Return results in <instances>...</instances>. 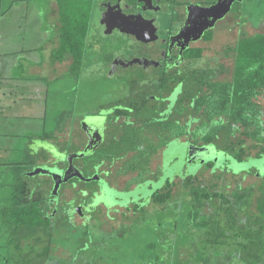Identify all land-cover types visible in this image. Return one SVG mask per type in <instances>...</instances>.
Returning a JSON list of instances; mask_svg holds the SVG:
<instances>
[{"label": "rangeland", "instance_id": "obj_1", "mask_svg": "<svg viewBox=\"0 0 264 264\" xmlns=\"http://www.w3.org/2000/svg\"><path fill=\"white\" fill-rule=\"evenodd\" d=\"M37 1H1L4 13L0 17V37L2 36L4 41L0 51L9 53L11 56L21 47L27 52L31 45L43 41L35 25L42 24L43 30L49 31L45 28V23L57 21L58 11L49 13L48 2ZM36 5L41 7L40 15L39 12H34L35 9L32 11ZM243 7L244 18L249 22L243 33L252 35L264 31V0H247L243 3ZM6 9H8L7 12ZM92 13L80 71L74 73L67 71L62 76L44 75L45 81L35 85L40 87L39 98H42L47 90V109L56 113L55 122L60 130L70 118L73 119L71 125L75 126L76 123L85 121L87 116L102 114L103 109L109 105L128 103L135 96L134 92L145 91L139 89L140 81L134 78L132 81L127 80L130 78L128 76L130 73L141 74L136 69L120 72L118 76L108 75L109 66L104 59L109 60L114 52L119 53L122 49L118 47L114 39L103 38L100 35L97 23L98 11L93 10ZM236 36L234 27L232 33L215 32L214 38L203 44L204 51L198 66L201 69L214 70L216 79L227 80L232 64L231 59L224 55V50L235 43ZM48 52L41 54L43 63L47 61ZM7 84L9 87L17 86L13 82L0 81V87H7ZM259 101L264 105V94L259 97ZM40 102L37 110L41 113L44 111V98L40 99ZM3 104L7 106L8 103L3 101ZM12 112L13 109L9 110L10 114ZM3 117L0 113V264H201L195 258L199 235L195 232L191 233L184 217L188 207V196L185 189L180 186V181L185 177H197L203 185L207 186L214 184L225 195L236 188L248 189L250 192L248 204L237 210L238 221L246 224L257 213L256 203L259 196L255 188L259 185L260 179L254 178L250 173L257 169L264 176V170L261 167L264 155L237 160L232 154L223 152L217 146L208 145L200 153L191 151L195 159L189 161L186 158L188 143L185 140H174L170 141L164 150L162 167L157 176L152 174L145 177L149 172L155 173L159 164L158 158L153 156L148 166V173H145L144 178L138 181L139 186L144 185V187L140 190L137 186L139 189L133 192H121H132L121 197L122 206L132 202L140 207L135 212L124 211V217L111 213L112 219H108L104 209H98L101 202L99 198H96L89 214L84 217L71 214V205L81 198L79 190L76 189L96 191L97 184L72 179L66 184L67 186L60 185L57 196H53L51 195L53 187L51 178L43 174L29 176L28 173L37 167L46 168V162L52 158L49 152L51 146H48L50 144L65 153L63 159L67 158L69 153L82 150L84 137L80 129L73 131L68 124L64 137H59L58 134L56 136L53 134L57 125L46 123L45 133L52 135V139L34 140L33 146H26L22 144L24 143L21 142L22 140L16 143L5 135L14 131H6L4 127H1L2 121L3 124L5 122ZM261 119L264 128V113ZM15 120L16 116L12 114V117L8 118V123L12 124ZM139 136L140 134L137 137L138 140ZM146 142L139 140V143L146 144L143 147L149 150L150 146ZM74 161L75 164L80 163V160ZM117 166L118 164H115L111 165L110 169H102L114 172ZM138 177L137 173L136 177L130 178L125 189ZM128 179L129 176H125L116 181L121 185ZM172 182L176 183V186L171 200L163 205L150 202L152 193ZM23 190L30 191L31 201L39 200L42 207L48 206L50 211L52 208L55 216L58 215L60 218L65 216L55 223L52 229L50 254L40 262L34 257L46 244V240L33 244L31 240L21 239L23 241L20 242V250L17 251L14 245L9 243L13 238L11 232L4 226V211L17 205L14 203L13 195L18 192L21 194ZM140 200L143 201L139 203ZM224 253L225 251L221 252L220 257H217L210 251L209 264H239L235 257L225 262ZM46 260L49 261L46 262Z\"/></svg>", "mask_w": 264, "mask_h": 264}, {"label": "trees", "instance_id": "obj_2", "mask_svg": "<svg viewBox=\"0 0 264 264\" xmlns=\"http://www.w3.org/2000/svg\"><path fill=\"white\" fill-rule=\"evenodd\" d=\"M93 5L92 0H57L58 46L51 58L54 62H69L68 69L72 73L81 69ZM202 53L200 49L193 57L200 58ZM224 55L232 63L227 80H218L210 70H202L196 79L184 82L182 102L170 114L168 141L185 140L196 147L215 145L237 160L263 156L261 115L264 105L259 97L264 94V31L242 34L224 50ZM122 140L110 146H99L93 155L81 161L90 167L100 163L111 166L117 157L134 152L135 157L120 162L118 174L136 172L139 177L131 184L138 183L148 173L150 155L161 144L152 145L148 150L138 139L132 143ZM84 172L89 175L86 168ZM175 186L174 182L167 183L151 195L150 202L156 205L168 202ZM180 186L188 196L184 215L187 227L191 233L199 235L198 250L195 251L198 262L209 264L210 251L217 257L225 251V262L235 257L239 264H264V178L255 188L259 196L257 213L246 224L238 221L237 210L248 204V189L236 188L225 195L216 185H203L197 177H185ZM3 215L4 226L13 237L9 243L17 251L23 240H31L33 244L46 240L34 257L39 262L50 254L55 223L65 218L55 216L52 211L46 212L40 202L10 208Z\"/></svg>", "mask_w": 264, "mask_h": 264}, {"label": "flooded vegetation", "instance_id": "obj_3", "mask_svg": "<svg viewBox=\"0 0 264 264\" xmlns=\"http://www.w3.org/2000/svg\"><path fill=\"white\" fill-rule=\"evenodd\" d=\"M92 1L93 10L99 14L97 23L100 35L103 38L114 39L122 49L119 53L114 52L109 60L104 59L109 66L108 75L118 76L120 72L136 69L141 74L130 73L127 80L132 81L134 78L140 81L139 89L145 90L134 92L135 96L126 104L109 105L103 109L102 114L90 115L96 117L103 126L102 143L99 146H110L122 139H127L130 143L136 142V136L139 134V140L147 141L149 146L161 144V147L150 155V158L156 156L159 160L155 173L149 172L145 175L146 178L152 174L157 176L162 167L164 150L170 143L168 141L170 114H173V109L182 102L184 82L196 79L202 70H210L214 74V70L201 69L198 66L203 53L197 59L193 55L200 49L204 51L203 44L211 41L215 32L232 33L234 27L236 39L244 34L243 30H246L249 24L243 15L245 13L243 3L247 0H232L229 9L223 14V8L230 0H98V3ZM216 5L219 6L218 9L208 11ZM209 36L210 39L207 40ZM80 122L78 129L84 137V149L89 137L80 126ZM90 122L84 123L87 132L91 131ZM135 155L134 152H129L117 157L115 164L118 166L114 172L102 169H110L109 165L100 166L98 175L116 191L135 190L139 182L130 184L127 189L125 187L130 178L136 177V172L130 174L129 179L121 185L116 181L126 176L118 174L120 162ZM90 204V197L81 196L71 205L70 213L84 217L92 211L91 207L85 211ZM76 208H79L78 212H74ZM100 208L104 209L108 219H112L111 213L124 217V211L135 212L139 209L132 202L125 206L114 204L112 208L100 204L98 209Z\"/></svg>", "mask_w": 264, "mask_h": 264}, {"label": "crops", "instance_id": "obj_4", "mask_svg": "<svg viewBox=\"0 0 264 264\" xmlns=\"http://www.w3.org/2000/svg\"><path fill=\"white\" fill-rule=\"evenodd\" d=\"M1 1L2 0H0V17L4 13L2 11ZM39 1L40 0H38L37 2ZM46 1L48 2L47 6L49 9V13L53 11H57V0H49V1L46 0ZM31 2H33V0H31ZM33 10L34 12H39V15L42 13L41 7H39V5H36V7L32 9V11ZM7 11L8 9H6V12ZM37 25L38 24H36L35 26L36 28H38V31L40 32L41 40H43L42 42L31 45L30 49L27 52H25L24 48L21 47L17 53L12 54L11 56L9 55V53L3 52L2 50L0 51V81L4 83L13 82L17 84V86L14 87L13 86L9 87V84H7V87L6 86L0 87V113L1 115L4 116L3 118L5 120L4 124L2 121L1 127H4L6 131L9 130L14 131V133L5 134L6 136H8L9 139H12L13 142L16 143H19V140H22L21 142H24L22 144H25L26 146H31V145L33 146L34 140L49 141L50 139H52L53 137L52 135L45 133L46 123H54L55 126L57 125V122H55V120H57V117H55L56 113L50 112L47 109V101H46L47 90L44 96L42 97L44 98L45 101L43 104L44 111L40 113L37 110L38 108L37 105L41 103L40 99L42 98H39L38 92L40 91L39 90L40 87L35 86L36 83L45 81L43 77L44 75L62 76L65 73H67V71H69L68 69L69 62H54L51 58L52 50H54L58 46L57 43L58 19L57 21H53L51 23L48 22L45 23V28H47L49 31H47L46 29L43 30L42 24L38 26ZM3 41L4 38L1 36L0 37L1 49L3 48V43H2ZM47 51H49L48 52L49 56L48 57L46 56L47 61L45 60V62L43 63L41 54ZM19 83L22 84L19 85ZM3 101L4 102L6 101V103H8L7 106L3 104ZM11 109H13L12 114L16 116V120L12 124L8 123V118L10 116L12 117V114L9 113V110L11 111ZM70 119H68L67 123L63 125L62 130L59 129L60 127L58 125H57L58 127L56 126L54 128L55 129V132H53L54 136L58 134L59 137H64L65 135L64 131H66L65 130L67 128L66 125L68 124L70 128L73 129V131L78 129L77 128L78 123H76L75 126H72L71 123L73 122V119L72 120ZM151 158H150V162H151ZM255 171L256 170L252 172L253 173L252 176L254 178L256 179L264 178V176L255 177L254 176ZM130 177H132V175ZM18 193L13 195L14 203L17 204L15 207H19L18 205H26V203L28 204L35 203L34 201H31V199L29 198V196L31 195L29 190H23L21 191V194ZM38 202L40 201L38 200ZM44 208L46 212L50 211V209L48 210V206L47 207L45 206Z\"/></svg>", "mask_w": 264, "mask_h": 264}, {"label": "water", "instance_id": "obj_5", "mask_svg": "<svg viewBox=\"0 0 264 264\" xmlns=\"http://www.w3.org/2000/svg\"><path fill=\"white\" fill-rule=\"evenodd\" d=\"M231 2L232 0L226 2V6L225 8H223L222 14L229 9ZM217 5L213 7L212 9H208V11H213L215 9H218L217 7L219 6ZM87 121H91L90 122V129H91L90 132H87L88 130L87 129L85 130L84 128V123ZM80 126L87 133V136L89 137V141L83 150L69 153L67 158L63 159V156L65 155V153L60 152L58 147H56L53 144H50L48 146H51L49 147V152L52 158L51 160L46 162L47 163V166H45L46 168H41V167L34 168L32 171L28 173V175L35 176L38 174H43L51 178L52 183H53L51 195L53 196H57V190L60 185L61 186L66 185L67 183H70L72 179H76V180H79L85 183H89V182L96 183L98 187V189L97 187H95L96 191H91V189H87V190L80 189L79 190L82 197L84 198L90 197L91 199V204L90 206L85 208V211L89 210L90 207L92 208V205L94 204V200L96 198H99L101 204H103L106 208H112L114 204L122 205L121 197L125 196L126 194H131L134 190L131 193H121L119 191H116L114 188L108 185V182L105 179L101 178L98 175V170L101 168L100 166L104 165V163L93 164L90 167V166L85 165L81 161L83 158L93 155V153L102 143V132H103L102 124H99V121L96 120V117L87 116V119L85 121H83L82 123L80 122ZM186 148H187L186 158L189 161H193L195 157L192 156L191 151L200 153L205 149V146L196 147L192 144H188ZM74 160H80V163L75 164ZM64 163H65V166H64ZM85 168L88 171L89 175L85 174L84 172ZM254 176L262 177L263 175H261L256 169ZM94 179H97V180H94ZM138 187L141 190L142 189L141 187H144V185L143 186L138 185ZM139 188H136V189H139ZM78 211H79V208H76L74 212H78ZM53 214H55V211H53Z\"/></svg>", "mask_w": 264, "mask_h": 264}, {"label": "snow or ice", "instance_id": "obj_6", "mask_svg": "<svg viewBox=\"0 0 264 264\" xmlns=\"http://www.w3.org/2000/svg\"><path fill=\"white\" fill-rule=\"evenodd\" d=\"M262 170H264V162H261Z\"/></svg>", "mask_w": 264, "mask_h": 264}]
</instances>
